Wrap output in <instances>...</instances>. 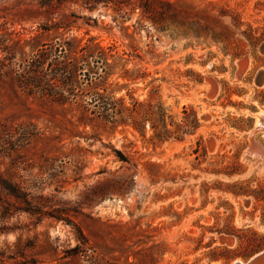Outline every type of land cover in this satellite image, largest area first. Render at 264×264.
<instances>
[{
	"label": "rangeland",
	"instance_id": "1",
	"mask_svg": "<svg viewBox=\"0 0 264 264\" xmlns=\"http://www.w3.org/2000/svg\"><path fill=\"white\" fill-rule=\"evenodd\" d=\"M170 1L178 19L95 0H0V179L32 209L6 214L0 188V264H233L264 251L253 146L264 150V0ZM86 46L108 65L92 64L72 100L47 80ZM40 51L51 96L26 88ZM94 92L117 101L113 123L92 121ZM159 105L182 138L155 139ZM226 166L235 174L214 173Z\"/></svg>",
	"mask_w": 264,
	"mask_h": 264
},
{
	"label": "trees",
	"instance_id": "2",
	"mask_svg": "<svg viewBox=\"0 0 264 264\" xmlns=\"http://www.w3.org/2000/svg\"><path fill=\"white\" fill-rule=\"evenodd\" d=\"M104 2L105 4H114L120 8L133 6V9H140L143 13L153 15L154 18L164 19L166 16L178 19L180 17V12L175 5V3L170 0H95V3ZM64 52V51H63ZM65 54V53H64ZM77 54V56H76ZM104 51L100 46L97 47H82L78 53H75L73 59H69L67 62H64L62 65V73L57 77L54 75L51 80L53 85H60L63 88L68 87L70 98L76 100L78 97H83L82 90L79 86V77L85 76L88 80L95 77L96 73H93L91 65L94 64L95 68H102L100 65H108L104 58ZM47 62V56L45 51H40L31 61L28 62V72L30 74L26 79V88L29 92H40L43 95H50V91L47 89L46 80L42 76V67ZM50 65V64H49ZM88 67V69H85ZM105 71V69H103ZM54 74V72H52ZM52 74V75H53ZM139 75L136 77L138 79ZM129 80H135L133 77H126ZM52 87V85H50ZM59 100H68L61 95ZM90 103L94 106V109H89L87 107V112H90L92 121L94 120H103L108 123H113L112 120L118 115H121L122 110L118 109L117 101L112 96H107L103 93L94 92L91 94ZM137 105V103L135 104ZM149 119L154 129V137L160 143L168 141L170 138L180 139L183 137V134L186 130L177 126L175 131H172L168 128L166 122V113L161 105L150 109L148 113ZM134 128H136L134 126ZM196 160H200L201 157H205L206 153L202 152L200 145H197V148L193 150ZM229 166L224 167L223 170H214V173L218 174L221 171L225 172L227 175L231 176L235 174L236 171H230ZM0 188L6 193L8 197L7 202L4 201L3 209L6 214L17 205L16 210L20 212H30L31 202L14 186L10 185L7 181L0 179ZM14 199V200H13ZM1 201V199H0ZM53 216V215H52ZM55 217V216H54ZM57 219H63L62 216L55 217ZM259 251V250H258ZM246 258V257H245Z\"/></svg>",
	"mask_w": 264,
	"mask_h": 264
},
{
	"label": "water",
	"instance_id": "3",
	"mask_svg": "<svg viewBox=\"0 0 264 264\" xmlns=\"http://www.w3.org/2000/svg\"><path fill=\"white\" fill-rule=\"evenodd\" d=\"M261 124H260V128L262 130H264V116H261ZM259 151L261 150L259 146H255ZM262 151V150H261ZM262 260H264V251H262L261 253L257 254L254 256V258L249 259L246 262V264H257L259 262H262Z\"/></svg>",
	"mask_w": 264,
	"mask_h": 264
},
{
	"label": "bare ground",
	"instance_id": "4",
	"mask_svg": "<svg viewBox=\"0 0 264 264\" xmlns=\"http://www.w3.org/2000/svg\"><path fill=\"white\" fill-rule=\"evenodd\" d=\"M242 63V62H241ZM243 64V63H242ZM241 64V65H242ZM243 67V66H242ZM245 67V66H244ZM240 70L239 71H241L243 68H239ZM244 71V70H243ZM240 76V75H239ZM212 82V81H211ZM212 92V91H211ZM264 116V109H263V111H262V114L259 116V118H258V127H260V124L262 123L261 122V116ZM253 146H256V145H253ZM252 148V147H251ZM262 147H260V149H261ZM258 150V149H257ZM260 153H261V156H263V159H264V150L263 151H261L260 150ZM253 154H255L256 155V153L254 152ZM257 156H259V155H257ZM262 159V160H263ZM228 241V240H227ZM226 242V241H225ZM229 243V242H228ZM254 258V257H253ZM252 258V259H253ZM233 264H246V262H243V261H235V263H233ZM257 264H264V260H262V262H259V263H257Z\"/></svg>",
	"mask_w": 264,
	"mask_h": 264
}]
</instances>
